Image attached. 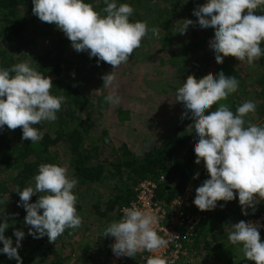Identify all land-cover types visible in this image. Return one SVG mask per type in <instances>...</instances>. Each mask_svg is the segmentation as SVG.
I'll use <instances>...</instances> for the list:
<instances>
[{
    "label": "clouds",
    "instance_id": "clouds-1",
    "mask_svg": "<svg viewBox=\"0 0 264 264\" xmlns=\"http://www.w3.org/2000/svg\"><path fill=\"white\" fill-rule=\"evenodd\" d=\"M103 4L105 7L97 11L85 0H32V13L63 32L77 53L87 52L89 58H97L98 65L103 61L112 66L113 70L102 76L103 87L111 89L105 102L118 106L121 97L114 69L128 63L148 33L157 35L158 29L150 28L148 21H131L134 9L128 3L118 5L117 0H103ZM262 8L264 0H206L193 10L192 15L197 17L200 28L214 33L209 50L216 64L233 57L252 66L264 57L261 47L264 14H255ZM183 21L177 31L180 34H185L193 24L190 19ZM33 63L31 59L9 68L0 67V130L5 125L10 130L21 128V139L31 144L43 138L36 126L42 122L54 123L66 102L65 95L51 94V78L37 71ZM239 83L236 77H227L221 71L216 76L199 80L189 75L176 89V102L183 104L186 110L183 115L190 114L192 120L188 129L195 137L194 163L203 162L209 177L196 188L195 198L191 200L193 208L205 215V211L217 207V202L236 198L242 215H249L248 209L254 214L257 204L264 201V125L246 121L249 114L255 113L256 103L245 101L235 112L229 105L219 103L236 93ZM214 105L218 107L205 115ZM196 178L198 174L193 177ZM32 179L34 186L16 190L22 202L18 207L26 211L24 223L30 226L28 235L34 239L46 236L54 243L66 229H78L83 223L76 208L78 197L73 192L78 179L69 176L66 167L53 163L39 165ZM183 193L192 197L188 189ZM36 194H39L36 202L29 203ZM122 211V218L108 223L99 236L114 238L111 250L117 258H133L141 251L156 253L169 246L171 240L158 234L159 216L155 211L141 209L135 204ZM226 226L227 240L240 247L244 258L253 264H264L260 226L243 220ZM8 227V223L0 222V244L3 245L0 254L22 264L18 249L25 233L13 232L16 237L13 247V240L4 235ZM163 231L168 233L165 228ZM147 264H168V261L153 255L147 259Z\"/></svg>",
    "mask_w": 264,
    "mask_h": 264
},
{
    "label": "trees",
    "instance_id": "trees-1",
    "mask_svg": "<svg viewBox=\"0 0 264 264\" xmlns=\"http://www.w3.org/2000/svg\"><path fill=\"white\" fill-rule=\"evenodd\" d=\"M85 2L91 3L97 11H101L105 7L103 0H85ZM117 3L118 5L128 3L133 7L134 13L133 17L130 18L131 21H148L150 28L155 27L158 29L157 36L160 37L157 42L160 45V50L163 51L170 50V47L175 43V34H172L171 37L174 30L173 21L181 20L182 14L188 11L184 0H160L155 4L153 0H117ZM32 7V0H0V67L9 68L19 62H24V60L14 58L13 55L16 52H21L26 56L36 39L47 40L54 34L55 25L40 21L33 15ZM194 21L196 22V20ZM30 26H33V34L29 31ZM55 34H59V31H55ZM148 34L153 37L151 32ZM143 41H141V47ZM2 42L5 43V46L1 45ZM69 44L70 41L66 36L60 37L57 42L52 44L50 49L33 60L35 64L33 63L32 66L37 71L50 78L54 77L51 94L66 96V102L57 113L58 119L54 123L42 122L36 126L43 132H41L42 140L34 144H31L29 140H22L21 128L10 130L5 125L4 129L0 130V166L13 173L9 178L12 188L8 189L5 186L6 184L0 182V191L10 197L19 196L16 193L17 188L23 190L33 181L32 178L37 173L39 165L44 163L62 164L58 150V147L61 146L65 149V166L68 169L69 176L78 179V184L75 187L78 194L76 196L81 195L79 192L83 188L88 191L95 185L105 181L111 184V192L106 197L104 195H93L92 197L91 208L97 217V221L108 224L113 220H119L121 218L119 209L131 202L135 195L134 189L143 182L154 184L155 199L161 204H169L189 188L194 199L196 188L209 177L203 162L200 165L194 163L196 159L194 155L195 137L192 135L191 129L189 133L179 129L177 131L179 134H174L171 140L161 141L159 145L150 148L141 156H136L124 144L117 150L116 158L111 162L108 159H102L98 143L89 138L91 131L90 114L85 116L83 120L75 116L76 111L79 113L85 111L84 104L89 106L90 102L82 98L75 88L67 83L64 84L60 79L67 65L64 54ZM11 46L14 47L13 51L10 50ZM261 47L264 48V42L261 43ZM138 49H135L132 54H135ZM198 50L201 51L200 55ZM205 53L203 44L199 40V43L193 46L190 45L177 63L176 53L169 51L168 54L171 56L169 64L175 67L182 64L183 60H192L196 68L199 69L198 63L205 65L207 64L205 62L209 59H205L208 56ZM211 55V59H214L213 54ZM233 61H235V58L226 57L222 64H216L213 71L203 73L198 70L192 73L191 76L199 80L209 75L216 76L222 71L227 77H236L240 82L238 91L230 95L227 100L219 103L229 105L230 109L235 112L236 108L245 101H255L257 106L256 118L261 120L259 125H264V118L261 119L264 117V57L252 66L246 63L241 64V74L229 64ZM162 68L166 69L167 67L163 65ZM180 70L185 71L184 68ZM182 76L184 79L181 80L180 78V80L183 83L189 74L185 71ZM215 107H218V105H214L211 109L215 110ZM252 114L246 117V121L250 120L253 123L250 119ZM99 138L102 145L108 144L106 133H101ZM197 174L198 178L193 179ZM38 198L39 194L34 195L29 203H35ZM219 205H224V209L219 211L217 209ZM230 205L235 206L234 211L227 210L226 207ZM76 208L79 214L82 207L76 203ZM217 208L214 211L218 212L205 211V218L193 228L190 238L187 243L185 242L186 245L184 243V246L190 252V257L197 261L202 257L201 253L205 252V257L212 260L213 263L253 264L252 261L244 258L239 246H226L222 242L214 245L221 236L225 235L222 229L224 225L221 224L224 217L228 216L229 213H236L237 209L241 213L238 198L230 202H217ZM247 211L249 215H242L241 213L237 217L238 222L241 220L246 222L249 218H261L264 215V201L257 204L254 214H252V209ZM262 225L263 229L260 230V236L261 240L264 241V221H262ZM93 226L88 227L92 229ZM14 231L8 227L4 233L5 237L11 238L13 242L16 238L13 235ZM67 234L65 230L63 235ZM104 238L109 246L111 237ZM48 244L34 246L36 253L40 254L41 252L43 254L37 264H42L46 259L47 262H44L46 264H67L65 261L68 258L58 254L53 245ZM0 247H3V245L0 244ZM83 250L90 251V259L93 256L98 257L97 260H90L88 264H107L110 262L108 253L100 255L92 247L86 245L83 246ZM92 251L95 252V255H91ZM142 257L143 255L136 254L134 260L139 262ZM102 258L105 259H103L104 262L100 261ZM127 258L131 259V257ZM130 262L135 264L133 261ZM141 262L145 263L144 261ZM0 264H17V261L9 259L6 254H0ZM22 264H32V262L27 257H23ZM182 264H186V262L184 261Z\"/></svg>",
    "mask_w": 264,
    "mask_h": 264
},
{
    "label": "rangeland",
    "instance_id": "rangeland-1",
    "mask_svg": "<svg viewBox=\"0 0 264 264\" xmlns=\"http://www.w3.org/2000/svg\"><path fill=\"white\" fill-rule=\"evenodd\" d=\"M184 1H186V8H188V11L185 10L186 12L182 14L181 20L173 21L174 30L171 33V37L173 36L172 34H175L176 37L175 43L170 47V50H160V45L157 42L160 36H157V34L151 37V35L148 34V36L143 39V46L139 48L135 54H132L129 62L114 69L116 74L115 84L117 86L118 95L121 97L118 106L105 102V97L110 94L111 89L103 87L102 76L109 74L113 70L112 66L103 61H100L98 65L97 58H89L87 52L77 53L72 48L71 42L67 46L64 54L67 65L60 79L64 84L67 83L75 88L82 98L90 102L89 106L84 104L85 111L81 113L76 111L75 116L83 120L85 116L90 114L91 131L89 138L92 139L93 142L98 143V147L101 149L100 153L102 159H108V161L111 162V160L116 158L117 150L124 144L136 156H141L150 148L159 145L161 141L167 142L169 139L171 140L174 134H179V132H177L179 129L189 133L190 129L188 128L192 120L190 114L183 115L186 111L183 104L181 102H176V89L182 83L181 80L184 79L182 75L185 71L189 75L198 70L203 73H208L214 70L216 63L214 59H211L212 53L209 50V43L214 38V33L208 29H201L198 23L194 21H197V17L192 15L193 10L206 3V0ZM158 2H160V0H153L154 4ZM246 11L247 10H245V12ZM255 14H264V8L258 9ZM131 17H133V15ZM185 19L192 20L193 24L188 27L185 34H180L177 31L182 27L184 24L183 20ZM32 30L33 26H30L29 31H31V33L33 32ZM57 30L55 26L53 30L54 34L47 40L36 39L35 43L30 47V51L28 53L25 52L26 56L21 52H16L13 57L24 61L36 59L38 56L42 55L44 51L50 49L52 44L57 42L60 37L65 36L60 30H58L60 36H58L59 34H55ZM199 40L203 44L206 52L205 54L208 55L205 59H211L205 62L207 64L201 65L198 63L199 69L196 68L192 60H183L182 64L175 67L169 64L171 57L168 54L169 51L176 53L177 63L183 53L189 49L190 45L193 46L199 43ZM1 45L5 46V43L2 42ZM13 48L14 47L11 46L10 50L13 51ZM200 53L201 51L198 50L199 55ZM176 63L174 62V65ZM243 63L244 62L240 63L235 59V61L229 64L241 74L242 69H240V65ZM163 65L167 68L163 69ZM183 68L185 69L184 72L180 70ZM53 79L54 77L51 78V80ZM213 110L214 109L206 110L205 115ZM263 118L264 117L261 119ZM250 119L257 125L261 122L260 119L256 118L255 113L250 116ZM101 133L107 134V145H102L99 141ZM86 143L88 142L86 141ZM58 150L61 158L60 162L62 163L60 166L64 164L63 166L66 167L65 149L59 146ZM10 175H13L11 171L9 172L0 166V182L6 184L5 186L8 189L12 188L9 183ZM30 185L34 186V181L30 182L28 186ZM88 191L83 188L79 192L81 195L77 196V204L82 207L79 213L83 219L82 225L76 230L66 229L68 234H62L54 243H50L46 236L34 239L31 235H28L30 226H26L24 223L26 211L22 206L18 207V204L22 203L20 202L19 196L10 197L4 195V193L0 191V216L3 215L0 217V222H6L9 224L10 229L15 231L21 230L25 233L23 240L20 242L21 247L18 249V255L21 259L27 257L31 260L32 264L39 263L42 258L41 255L43 254H41V252L40 254L36 253L34 251V246L48 243L53 245V248L58 254H62L64 257L68 258L65 261L67 264H88L90 260H97L98 257L95 256L91 259L89 258L90 251L86 252V250H83V246L85 245L92 247V249L96 250L100 255H106L109 252L110 243L108 246L104 241L105 238L102 236L99 237L107 224L97 221V217L94 215L91 206L93 203V195H104V197H106L110 194L111 184L105 181L104 183L95 185ZM73 192L75 195H78L75 188ZM188 192H191L190 188ZM191 200L193 201L194 199L191 197ZM226 208L231 211L235 210L234 205L227 206ZM217 209H219V211L224 209V205H219ZM213 212L218 211L213 210ZM240 215L241 213L237 209L236 213H229L228 216L224 217L221 224L225 226L222 228L223 234L225 233V235L221 236L214 245L218 242H222L226 246L232 245L227 240L228 226L226 225L238 223L237 217ZM253 220L257 221L259 223L258 225H260L262 221H264V215L259 219L249 218L246 222ZM91 225H94L92 229L88 227ZM112 239L113 238H111L110 241ZM15 242L16 238L13 242V247H15ZM94 253L95 252L92 251L91 255H95ZM188 254L190 255L189 251ZM201 255L202 257L197 259V261L190 257V259L185 261L186 264H217L207 259L205 257V252H202ZM103 259L104 258L100 261L104 262L105 259ZM44 262H47V259L43 261L42 264H46ZM139 263L135 262V264ZM107 264L113 263L108 262ZM127 264H131L128 258Z\"/></svg>",
    "mask_w": 264,
    "mask_h": 264
},
{
    "label": "built area",
    "instance_id": "built-area-1",
    "mask_svg": "<svg viewBox=\"0 0 264 264\" xmlns=\"http://www.w3.org/2000/svg\"><path fill=\"white\" fill-rule=\"evenodd\" d=\"M161 180H163L161 178ZM134 198L127 206H123L119 209L120 216L122 218L123 209L135 204L137 207L145 210H152L159 216V224L157 226L158 234L165 239H170L169 246L156 253L138 252L137 254L143 255L139 264H147V259L153 255H159L168 261V264H182L187 259H190L188 249L184 246L187 240L192 234V230L196 227L202 219L205 218L204 212L195 210L191 201L189 193H183L182 195L173 199L169 204H161L155 199V186L149 182H143L134 189ZM180 201V203H179ZM120 218V219H121ZM254 223L259 224L253 220ZM253 221H250L253 223ZM260 230L263 229L262 223L259 225ZM169 233L163 231V229ZM114 238L110 241V247L108 252V258L113 264H127V257L117 258L112 250L111 245L114 244ZM186 245V244H185ZM135 258H131L130 261H135ZM144 261L145 263H142ZM136 262V261H135Z\"/></svg>",
    "mask_w": 264,
    "mask_h": 264
}]
</instances>
